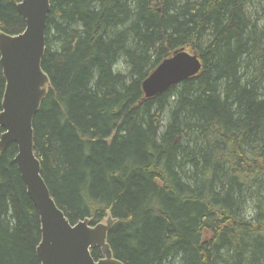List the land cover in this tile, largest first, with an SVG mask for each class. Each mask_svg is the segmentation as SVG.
<instances>
[{"label": "trees", "instance_id": "1", "mask_svg": "<svg viewBox=\"0 0 264 264\" xmlns=\"http://www.w3.org/2000/svg\"><path fill=\"white\" fill-rule=\"evenodd\" d=\"M21 1L0 0V33L24 31ZM49 7L33 155L67 221L110 217L122 264H264V0ZM179 50L200 72L146 99L142 82ZM4 89L0 67V112ZM16 154L0 153V264H41Z\"/></svg>", "mask_w": 264, "mask_h": 264}, {"label": "water", "instance_id": "2", "mask_svg": "<svg viewBox=\"0 0 264 264\" xmlns=\"http://www.w3.org/2000/svg\"><path fill=\"white\" fill-rule=\"evenodd\" d=\"M16 9L24 31L17 36L0 33V67L5 81L0 153L10 144L17 147L14 164L39 216L36 256L41 264H122L113 259L106 243L114 221L108 217L94 226L88 220L71 225L55 205L41 177L40 164L33 155L32 123L49 85L41 70L49 0H22ZM200 69L196 54L176 51L142 82V93L146 99L153 98L196 76ZM95 249L101 251L102 258H92Z\"/></svg>", "mask_w": 264, "mask_h": 264}]
</instances>
